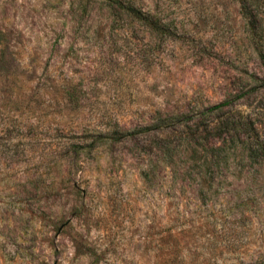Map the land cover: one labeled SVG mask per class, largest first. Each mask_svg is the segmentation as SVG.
Instances as JSON below:
<instances>
[{
	"label": "rangeland",
	"instance_id": "rangeland-1",
	"mask_svg": "<svg viewBox=\"0 0 264 264\" xmlns=\"http://www.w3.org/2000/svg\"><path fill=\"white\" fill-rule=\"evenodd\" d=\"M123 1L0 0V264H264V0Z\"/></svg>",
	"mask_w": 264,
	"mask_h": 264
},
{
	"label": "trees",
	"instance_id": "trees-1",
	"mask_svg": "<svg viewBox=\"0 0 264 264\" xmlns=\"http://www.w3.org/2000/svg\"><path fill=\"white\" fill-rule=\"evenodd\" d=\"M107 3H109V5L111 7H122L125 8V10H127L133 17L141 20L151 31H153L156 34H161V35H166L169 36L172 33L165 27V25L163 23H161V21L157 20V19H152V16L149 13H142L139 10L135 9L134 7H132L131 5L127 4L128 2H125L123 0H105ZM238 3L241 4L242 6V15L243 18L246 19V22L248 23L249 30L251 32L254 31V27L251 23V20L249 19V15L246 13L245 11V6L244 3H246V0H237ZM126 3V4H124ZM117 133V131H116ZM128 134H131L130 131H122L120 132V135H118L119 137H125ZM118 136L116 138H118Z\"/></svg>",
	"mask_w": 264,
	"mask_h": 264
}]
</instances>
